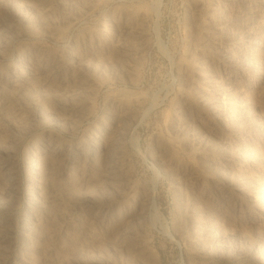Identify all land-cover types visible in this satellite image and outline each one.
<instances>
[{
	"label": "rangeland",
	"instance_id": "rangeland-1",
	"mask_svg": "<svg viewBox=\"0 0 264 264\" xmlns=\"http://www.w3.org/2000/svg\"><path fill=\"white\" fill-rule=\"evenodd\" d=\"M0 264H264V0H0Z\"/></svg>",
	"mask_w": 264,
	"mask_h": 264
},
{
	"label": "bare ground",
	"instance_id": "bare-ground-1",
	"mask_svg": "<svg viewBox=\"0 0 264 264\" xmlns=\"http://www.w3.org/2000/svg\"><path fill=\"white\" fill-rule=\"evenodd\" d=\"M41 156H37V157H34V163H33V166H34V168H31L30 169V171L32 172L31 174V176H34V174H35V176L38 174L37 172H38V169H37V165L40 163V161H41Z\"/></svg>",
	"mask_w": 264,
	"mask_h": 264
}]
</instances>
